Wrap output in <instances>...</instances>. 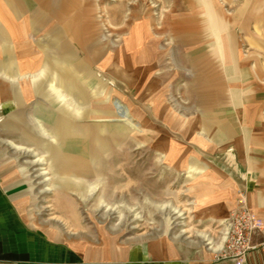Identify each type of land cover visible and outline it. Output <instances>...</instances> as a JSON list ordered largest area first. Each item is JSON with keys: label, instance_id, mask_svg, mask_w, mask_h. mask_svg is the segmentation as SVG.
I'll return each mask as SVG.
<instances>
[{"label": "rangeland", "instance_id": "obj_1", "mask_svg": "<svg viewBox=\"0 0 264 264\" xmlns=\"http://www.w3.org/2000/svg\"><path fill=\"white\" fill-rule=\"evenodd\" d=\"M193 1L192 26L196 31L192 33V45L200 46L209 62L202 83L197 77L202 70L200 58L205 54H195L192 65L184 64L179 54L186 49L178 39L180 35L173 34L170 26V18L181 20L186 0H176L175 10L169 0H22L33 15L42 16L51 10L59 14L58 18H37L41 21H37L36 31L33 27L30 40L38 50V46L43 48L50 43L52 33L59 30L67 41L66 25L77 16L82 17L80 26L100 34L102 57L89 69L101 83L76 82L83 78L79 65L54 66L60 75L70 70L63 85L87 84L85 91L73 88L67 99L62 95L59 97L62 103L58 101L53 105L60 116L71 124L75 122L73 129V125L64 122L70 127L68 133L59 131L54 124L56 142L51 138L42 142L41 135L32 131L19 133L3 128L4 120L15 107L9 102L0 107V179L6 197L12 200L29 227L46 232L85 259L114 264L131 254L134 245L137 250H141V246L149 250L158 243L164 244L166 251L173 250L182 261L220 262L218 255L209 259L206 252L224 247L225 234L238 209L232 180L236 151L222 143L223 132L217 129L219 120L232 116L227 106H233L232 97L220 96L223 91L230 93L226 67L222 65L225 53L222 39L229 29L235 28L240 58L248 61L257 72L255 91L261 95L256 99L260 106L256 122L263 124V130L256 132L264 134V93L259 92V88L264 87V25L259 30L254 20L232 19L235 6L241 7L242 0ZM208 11L215 17L225 15L221 17L225 31L218 34L219 43L210 28ZM12 21L20 22L15 17ZM142 31L147 32L144 36H148L149 41L161 46L165 60L155 71L160 79L164 78V81L159 79L163 82L161 90L141 104L140 93L130 90L136 78L125 62L139 56ZM69 50L83 57V51L76 44H69ZM173 50L178 56L173 55ZM176 62L181 64L180 71ZM136 71L140 77V70ZM57 72L53 73L52 85L61 78ZM75 74L80 75L77 78ZM99 89L100 99L96 94ZM204 93L213 102L208 110L202 106ZM44 101L49 99L37 97L30 104ZM66 101L82 113L73 117ZM116 103L127 111V117L119 115ZM159 103L168 109L178 128L171 124L166 127L172 119L145 114L146 109L155 111ZM244 104L242 101L241 105ZM44 111L49 112L48 109ZM204 123L211 128L209 136L203 130ZM79 127H83L82 130ZM108 127L121 131L120 140L111 144L107 151H92L88 143L95 139L96 133ZM78 140L87 143L88 161L84 168L73 161L75 155L70 151ZM203 140L208 141L205 147L201 144ZM189 153L193 157L192 176L188 175L187 161H180V158L187 159ZM173 157L179 159L170 161ZM80 171L88 174L83 176ZM204 173L206 178L202 176ZM204 181L206 186L202 185ZM155 202L161 204L160 207L151 204ZM131 240L137 242L125 244ZM192 243L202 249L187 246Z\"/></svg>", "mask_w": 264, "mask_h": 264}, {"label": "crops", "instance_id": "obj_2", "mask_svg": "<svg viewBox=\"0 0 264 264\" xmlns=\"http://www.w3.org/2000/svg\"><path fill=\"white\" fill-rule=\"evenodd\" d=\"M169 1L174 4L173 8L175 10L178 2L176 0ZM242 1L243 5L241 7L235 6L234 13L231 15L232 19L254 20L257 24L256 28L260 30L261 26L264 25V0ZM194 3L193 0H186L185 12L180 14L181 20L170 18V26H172L173 34L180 35L178 39L181 40V43L184 44L183 47L186 49L183 54H179V57L183 58L184 64L192 65L195 54H205L204 58H200L202 60V70L197 77V80L202 83L205 80L204 75L208 71L209 62L206 59V52L201 50L200 46L194 47L192 45V33H195L192 24L195 15L191 14V10L195 5ZM32 13L33 11L22 0H0V107L4 102L13 103L15 107L14 111L4 120L2 127L19 133L32 131L33 134L39 133L41 135L42 142H46L47 138L54 139V142H56L54 127L56 125L59 129L61 123L67 120L62 115L60 116V111H54L53 105L58 101L62 103V99L59 98L62 95L67 99L66 96L70 91H74L73 88L85 91V85L87 84L82 83L76 87H73L72 83H64L63 85L65 78L61 75L60 80H56L55 84L52 85L53 73L57 70V73H59V69L54 66H61L63 63L67 65L71 63L74 66L79 65L82 68L80 73L83 78L82 80H76V82L93 80L101 83L99 79L95 78L94 73H90L89 69L90 65L96 66L102 57L100 34H96V30H89L85 29L83 25L80 26L79 19L82 17L77 16L70 25H66L67 38H69L67 41L62 38L60 35L62 32L59 30L52 33L48 40L50 43H47L43 48L38 46V50L35 48L34 41L30 40L33 27L36 31L39 24L37 21H41L39 19L58 18L59 14L58 11L54 10L42 16L40 14L33 15ZM208 16L210 17V28L215 34L216 42L219 43L218 34L225 31V25L221 17L223 18L225 15L220 14L217 16L220 18L219 20L210 12ZM13 17L20 20V22L14 23L12 21ZM236 33V29L231 28L228 30L227 36L222 39L223 49H225V53L222 54V65L226 67L225 72L230 86V93L223 91L224 93H221L220 96L232 97L233 106L231 105L232 108L227 106L231 110L232 116H226L223 120H219L217 129L223 132L222 143L234 147L236 151V163L233 165L232 174V180L235 183V206L239 205L238 203L242 197L246 199L258 227L255 231L254 243L264 245V134L256 132V130H263V124L256 122V115L260 110L256 99L261 93L255 91V86H258V81H256L257 72L252 69L248 61H243L240 58L239 45L234 35ZM145 34L147 32L142 31L139 56L134 60L130 58L125 62L128 71L136 78L134 84L130 85V90L136 92V94L140 93L141 104L146 98L156 96L161 90L163 82H159L160 78L155 71L157 66H163L165 60L160 51L161 46H158L156 42L149 41L148 36H144ZM73 43L83 51V57L69 53V44ZM64 49H66L65 52ZM172 53L178 56V53L176 54L174 50ZM176 65L179 67L178 71H180L181 64L176 62ZM134 67L140 70V77H138V70L135 69V72H133ZM79 75L75 74L74 76L78 78ZM160 80L164 81V78L162 77ZM87 90H89V87ZM260 91L264 93V87L259 88ZM96 94L100 99V89ZM37 97H44L49 101L31 105L30 103ZM201 101L204 109L208 110L213 105V102L205 93L202 94ZM242 101L246 104L241 105ZM69 107L72 109L73 117L78 112L82 113L81 110H76L73 106ZM45 109H48L49 112L44 111ZM155 111L151 108L146 109L145 114L167 118L169 121L172 119L168 109L162 107L160 103ZM42 114L44 117H39ZM172 123L170 122L166 127L170 124L177 127L174 125V120ZM72 125L73 129L75 122ZM79 128H77V131L83 127ZM209 128V124L204 123L203 130L208 136L212 134L211 128ZM72 129L71 131H73ZM201 144L205 147L208 141L203 140ZM57 152L55 151V153ZM190 154L187 159L180 158V161H187L188 175L192 176L194 172L191 164L193 157ZM56 157L59 159L58 155ZM174 159L178 160L179 158L173 157L170 161H175ZM206 175V173L202 174L205 178ZM202 185L206 186L207 184L204 181ZM13 204L12 200H8L6 197V189L0 179V263L113 264L85 259L78 251L66 244H59L46 232L29 227ZM189 245L195 246L194 244H187V246ZM136 246L132 247L134 249H131V254L114 264H264V251H258L244 261L228 260L217 263H200L178 259L173 250L166 251L164 244H153L149 250H145L143 246H141V250H137ZM195 247L202 249L201 246ZM222 248L220 246L205 252L210 257L209 259H213L222 251Z\"/></svg>", "mask_w": 264, "mask_h": 264}, {"label": "built area", "instance_id": "obj_3", "mask_svg": "<svg viewBox=\"0 0 264 264\" xmlns=\"http://www.w3.org/2000/svg\"><path fill=\"white\" fill-rule=\"evenodd\" d=\"M255 218L242 197L227 231L223 250L218 254L219 261H244L258 251H264L263 244L254 243L257 230Z\"/></svg>", "mask_w": 264, "mask_h": 264}, {"label": "bare ground", "instance_id": "obj_4", "mask_svg": "<svg viewBox=\"0 0 264 264\" xmlns=\"http://www.w3.org/2000/svg\"><path fill=\"white\" fill-rule=\"evenodd\" d=\"M69 73H70V70L68 69V72H67V70H66V72L64 71V73H62V76L63 77H65V76H68L69 75ZM61 73H58V77H60L61 75H60ZM29 75V74H28ZM25 76V75H24ZM39 83V82H38ZM40 88V87H39ZM39 90V89H38ZM108 97H109V94L107 95V99H108ZM110 100V99H109ZM113 106V105H112ZM117 108H118V110H119V115H121V116H124V117H127L128 115H127V111L126 110H124L123 109V107H122V105L121 104H119V103H116V105H115ZM118 110H117V112H118ZM95 112H97V108H96V110H95ZM120 116V117H121ZM69 130H70V127H69V125H67V124H65L64 122L63 123H61V125H60V127H59V131H61V132H65V133H68L69 132ZM121 132V131H120ZM120 132L117 130V131H112V130H109V127H108V129L107 130H105V128L102 130V132H99V133H96V136H95V139H93V141H91L90 140V143H88V145H90L91 147H92V151H97V152H103V151H107L108 149H109V147H110V145L111 144H114V142H117V141H119L120 140V135L118 136V134H120ZM111 135H113L112 137H114L115 139L114 140H112V137H111ZM86 144L87 143H85L84 141H79L78 140V142L75 144L76 146H74V147H72L71 148V152H72V154H74L75 155V157L73 158L74 160L73 161H75L76 163H79L81 166L80 167H83L84 168V166L83 165H85L86 164V162L88 161V157H86ZM135 155V154H134ZM144 156V155H143ZM142 156V157H143ZM132 159H133V157H132ZM135 159V158H134ZM133 159V160H134ZM139 160V159H138ZM131 161V160H130ZM129 162V161H128ZM127 163V162H126ZM133 163V162H132ZM139 163V162H138ZM126 165V164H125ZM142 166V165H141ZM83 168H81V169H83ZM129 169H131V168H129ZM145 169H147V168H145ZM119 172V171H118ZM131 172V171H130ZM80 173H82V175L83 176H86L88 173H84V172H82V171H80ZM121 174V173H120ZM127 175V174H126ZM123 177V176H122ZM115 179V178H114ZM117 179V178H116ZM118 180V179H117ZM128 182H129V180H128ZM96 183V182H95ZM99 184V183H98ZM97 184V185H98ZM106 186V185H105ZM86 187V186H85ZM148 202H150L149 200H148ZM152 205H155L157 208H158V206L160 207V205L158 204V203H151ZM133 207H131V209H132ZM43 226H45V225H43ZM64 230V229H63ZM227 235V233L225 234V236ZM176 240V239H175ZM175 240H173V241H175ZM135 241L136 240H134V241H128V242H125V244H127V245H129V244H132V243H135ZM178 241V240H177ZM224 242L226 241V237L224 238V240H223ZM137 242V241H136ZM193 244V243H192ZM195 247V246H194ZM197 247H198V245H197ZM215 248V247H214ZM213 249V248H212ZM211 249V250H212ZM219 249V248H218ZM217 250V249H216ZM222 250H223V248H222ZM210 258V257H209Z\"/></svg>", "mask_w": 264, "mask_h": 264}]
</instances>
